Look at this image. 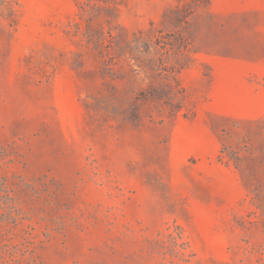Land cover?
<instances>
[{
    "label": "rangeland",
    "instance_id": "374dc122",
    "mask_svg": "<svg viewBox=\"0 0 264 264\" xmlns=\"http://www.w3.org/2000/svg\"><path fill=\"white\" fill-rule=\"evenodd\" d=\"M0 264H264V0H0Z\"/></svg>",
    "mask_w": 264,
    "mask_h": 264
},
{
    "label": "trees",
    "instance_id": "16d2710c",
    "mask_svg": "<svg viewBox=\"0 0 264 264\" xmlns=\"http://www.w3.org/2000/svg\"><path fill=\"white\" fill-rule=\"evenodd\" d=\"M205 1H208V0H201V2H205Z\"/></svg>",
    "mask_w": 264,
    "mask_h": 264
}]
</instances>
